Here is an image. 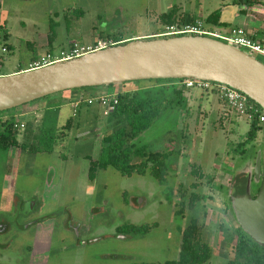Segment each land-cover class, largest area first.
Here are the masks:
<instances>
[{
  "label": "rangeland",
  "instance_id": "1",
  "mask_svg": "<svg viewBox=\"0 0 264 264\" xmlns=\"http://www.w3.org/2000/svg\"><path fill=\"white\" fill-rule=\"evenodd\" d=\"M173 5L221 32L238 24L237 17H246L250 24L255 18L253 24L264 27V0H0V75L26 69L33 56L46 53L53 24L56 37L51 49L61 55L74 41L90 43L100 35L117 33L127 40L150 37L164 30L158 16ZM216 10L226 26L205 22ZM255 56L264 62V57ZM141 84L154 86L148 80ZM124 86L121 91L135 84ZM90 90L94 88L83 90L85 96L97 97ZM190 90L198 94L196 101L163 109L134 143L145 145L147 152L179 150L168 159L167 180L175 192L187 187V193L190 184L198 182L194 191L202 200L194 210L184 219L174 217L163 187L148 174L122 176L108 167L98 170L90 180L86 156L97 157L106 118L96 100L90 105L82 102L73 117L78 126L69 130L62 145L55 144L52 152L0 150V221L10 225L4 235L0 234L2 263L165 264L178 258V226L196 216L201 235L212 248L210 260L203 264H227L233 257L232 229L238 224L224 202L235 177H243L249 170L256 150L261 151L264 169V126L240 156L234 148L245 139L249 123L217 111L211 90ZM50 97L25 106L43 104ZM56 107L58 113L50 107L41 111L39 123L44 128H59L69 113L71 116L69 105L60 103ZM36 115L14 117L26 124L25 131L17 134L19 142L24 133L30 138L29 133L36 129L38 123L32 121ZM192 164L200 167L201 179H196L198 172L194 177L189 174ZM255 188L252 180L251 190ZM72 224L80 225L82 234L100 236L98 241L77 245ZM124 224L156 226L143 235L120 237L116 228Z\"/></svg>",
  "mask_w": 264,
  "mask_h": 264
},
{
  "label": "water",
  "instance_id": "2",
  "mask_svg": "<svg viewBox=\"0 0 264 264\" xmlns=\"http://www.w3.org/2000/svg\"><path fill=\"white\" fill-rule=\"evenodd\" d=\"M255 55L203 36L133 38L43 68L0 75V112L74 89L157 79L226 85L264 110V62ZM246 175L244 192L230 198V210L241 230L264 246V183L251 197L252 180L260 183V150Z\"/></svg>",
  "mask_w": 264,
  "mask_h": 264
},
{
  "label": "trees",
  "instance_id": "3",
  "mask_svg": "<svg viewBox=\"0 0 264 264\" xmlns=\"http://www.w3.org/2000/svg\"><path fill=\"white\" fill-rule=\"evenodd\" d=\"M198 19L195 14L182 11L181 7L177 5H173L158 16L160 25L164 27L194 22ZM204 20L206 23L214 26L227 25L220 18L219 10L212 12ZM54 26L55 24L51 25V32L47 37L48 49L46 53H52L51 48L56 37ZM0 27H3V23H0ZM2 36H6L4 31ZM100 37L112 39L118 44L129 39L117 33L100 35ZM37 57L33 56L32 60ZM21 70L22 68H19L17 72ZM148 81L153 82L154 86L116 94L117 104L103 123L104 131L100 137V148L97 157L92 158L91 156H86L89 160L88 177L90 180H93L98 170L107 169L108 167L115 169L122 176L148 174L163 187V194L168 204L173 206V216L184 219L187 212L197 207L202 200V196L194 191L199 185L197 181L190 184L191 190L188 193L187 187L178 188L175 192L174 188L169 185L167 180L169 174L168 159L173 153L179 152V150L168 149L164 152H147L146 146L136 145L134 139L151 127L155 120L160 117L163 109H167L171 105L180 107L184 103H187V99L183 95L186 88L182 84L183 80L179 79ZM90 88L74 90L83 91L86 89L89 90ZM211 91L217 94L215 88ZM33 102L30 103L33 104ZM12 123L13 119H8L6 122L1 123L0 150H7L9 147H14L22 150L28 149L33 152H52L55 144L62 141L69 130L78 126L73 116H69L61 127L46 129L40 125L39 128L33 129L29 133L28 137L30 138H27L24 133V139L19 142L17 139V131L12 129ZM261 129L262 126L258 125L256 121L251 123L249 130L245 134V139L236 144L234 151L240 156H243L247 151V145L255 139ZM262 164L263 161H261V174L262 181L264 182V169H262ZM197 172L198 176L196 179H201L202 172L200 171V167L192 164L189 168V174L194 177V174ZM244 175L243 177H235V183L228 191V200L224 202L226 209L230 210L229 200L232 196H237L244 192L247 178V175ZM258 190L259 188L255 192ZM176 196L178 198L175 200L174 198ZM251 197H253L252 194ZM219 225L220 228H223L221 224ZM154 226L156 224H124L118 228V232L143 235ZM178 230L180 234L178 258L174 261H167L165 264L206 263L211 258L212 248L201 235V227L197 217H189L184 226L181 224L178 226ZM232 234L233 257L227 261V264H264L263 245L255 242L239 226L232 229Z\"/></svg>",
  "mask_w": 264,
  "mask_h": 264
},
{
  "label": "built area",
  "instance_id": "4",
  "mask_svg": "<svg viewBox=\"0 0 264 264\" xmlns=\"http://www.w3.org/2000/svg\"><path fill=\"white\" fill-rule=\"evenodd\" d=\"M152 37H170V36H203L213 39L223 41L225 43L231 44L252 54H258L264 57V43L258 39L251 38L243 27H232L227 32H221L216 29H210L206 27L202 20H196L194 22H189L185 24H175L170 26H165L164 30L161 32H156ZM126 41V40H125ZM118 44L112 39L107 38H97L90 43H83L74 41L70 46L63 50L61 55H56L55 53H45L36 59L32 60L26 69L23 70H34L38 68H43L51 64L62 62L66 60H71L78 58L80 56L97 52L111 46ZM5 49L2 48V51ZM182 84L186 89H201V90H213L215 88L219 99L223 103V114L227 116L229 113L234 114V119L236 120H246L249 125L256 121L258 125L264 126V110L249 99L245 94L237 91L229 86L186 79L182 81ZM116 94H103L95 98H88L84 101L78 99L71 103L72 114L77 113L79 104L86 102L88 105L92 104L96 100L104 109L103 115L107 116L114 110L117 104ZM9 118L4 115H0V127L2 122H6ZM25 128V123L20 120H14L12 123V129L17 132H22Z\"/></svg>",
  "mask_w": 264,
  "mask_h": 264
},
{
  "label": "crops",
  "instance_id": "5",
  "mask_svg": "<svg viewBox=\"0 0 264 264\" xmlns=\"http://www.w3.org/2000/svg\"><path fill=\"white\" fill-rule=\"evenodd\" d=\"M237 22H238V24L230 26L227 31H229L233 26L234 27L235 26H239V27H243L244 26L243 28L246 30V33L251 38L258 39V40H260V41H262L264 43V27H263V25H261V29H259L256 25H254L253 23H255V18H254L253 23H251V24L248 23L249 21L246 20V17H237ZM256 23H257V21H256ZM227 31H225V32H227ZM11 73H15V72H11ZM7 74H10V73H7ZM141 83H134L135 87L125 88L124 91H121V89H120L124 85H119V86L118 85H114V86L97 87V88H94V90H90L89 92H94V93L98 94L97 95V97H98V96L106 94V93L117 94V93H121V92L132 91V90H135V89H142V88L150 87V86H143ZM126 85L127 84H125V86ZM188 90H189V92H186V93L184 92L183 95L185 97L186 94H187L189 97L187 96L188 98H186V97L185 98L187 100L191 101V103H193L194 100H192V99H195V101H196L197 98H198V94L192 92L193 90H190V89H188ZM85 93H87V92L86 91H80V90L65 91V92H62V93H59V94H54L53 96H51L48 99V102H44L43 104H37V105L34 104L32 106H25L24 105L22 107H19V108L15 109L14 111H8V112L2 113L0 115H4V116H7L9 118H13L15 116H21L23 114L27 115L28 113L29 114L33 113V114H37L36 118H35V116L32 117L33 118V120H32L33 123H38L39 124V121L42 119L41 111L43 109L50 107V108L54 109L53 111L55 113H58L59 109L56 106H58L60 103L67 104V105H69L72 108L71 103L74 102L76 99L79 98L80 100L84 101V100H86L88 98H92V96H90V95L89 96H85ZM191 95H192V97H191ZM208 95L209 94H205V97H207ZM200 96L204 97L203 94L200 95ZM215 97L216 98H215L214 102L217 104V107L215 109H218L217 111L221 110V112L223 113V109H224L223 108V103L219 99V97H218V95L216 93H215ZM214 102H213V104H214ZM212 107H213V105H212ZM229 114H231L232 117L234 118V114L233 113H229ZM69 116H70V113L65 118V121H66V119Z\"/></svg>",
  "mask_w": 264,
  "mask_h": 264
},
{
  "label": "flooded vegetation",
  "instance_id": "6",
  "mask_svg": "<svg viewBox=\"0 0 264 264\" xmlns=\"http://www.w3.org/2000/svg\"><path fill=\"white\" fill-rule=\"evenodd\" d=\"M43 54H45V53H42V54H39L38 55V57L39 56H41V55H43ZM32 61V59L28 62V64L30 63ZM77 115V113L75 114V115H73V114H71V116H73V117H75ZM108 116V115H107ZM107 116H105V118L107 117ZM40 125H41V122L39 123V124H37V126H36V129L37 128H39L40 127ZM25 127H26V124H25ZM23 131H25V128H24V130ZM22 131V132H23ZM17 134H18V132H17ZM65 137H63V139H64ZM63 139H62V141H60V142H58V145H62V142H63ZM100 141V140H99ZM9 148H14V147H9ZM8 148V149H9ZM17 149V148H16ZM256 153H257V150H256ZM256 153H255V156H256ZM262 161V160H261ZM261 183H264L263 181H262V174H261V176H260V185H261ZM258 184V185H259ZM258 185H256V188L254 189V190H252V195H253V197L257 194V192H255L256 190H257V188H260V185L258 186ZM162 193H163V191H162ZM163 196H164V194H163ZM165 197V196H164ZM168 203V202H167ZM15 205V204H14ZM17 206V205H16ZM15 207V206H14ZM13 207V208H14ZM38 222H40V219H38L37 220V223ZM76 224H72V226H71V229H73L74 231H75V233H76V238H77V241H76V244L77 245H83V246H86L87 245V243H92V242H95V241H98V239H99V237L98 238H96V237H94L91 233H89V234H82V233H80V225H77V226H75ZM134 225V224H133ZM119 227H121V226H119ZM119 227H117L116 228V230H117V232H116V234L117 235H119L120 237H127L128 236V234H126V233H120V232H118V228ZM10 229V225H9V223H7L6 221H0V234H5L8 230ZM131 236H134V235H132L131 234ZM130 236V237H131ZM135 236H138V235H135ZM103 238V237H102ZM210 260V259H209ZM208 260V261H209ZM0 264H9V263H2V259H0Z\"/></svg>",
  "mask_w": 264,
  "mask_h": 264
}]
</instances>
